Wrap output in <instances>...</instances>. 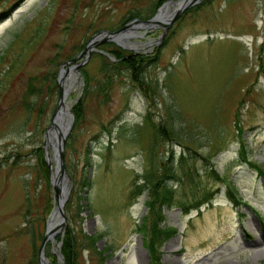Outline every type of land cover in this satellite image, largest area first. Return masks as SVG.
Returning <instances> with one entry per match:
<instances>
[{
	"label": "rangeland",
	"instance_id": "rangeland-1",
	"mask_svg": "<svg viewBox=\"0 0 264 264\" xmlns=\"http://www.w3.org/2000/svg\"><path fill=\"white\" fill-rule=\"evenodd\" d=\"M203 1L174 19L159 39L158 26L132 29L136 35L127 40L137 47L127 50L152 54L158 48L157 58L142 66L139 83L121 65L99 69L98 46L110 40L78 56L80 64L70 70L63 62L79 53L81 41L99 29L117 28L130 9L151 0H0V264H28L33 243L37 264V234L42 236L55 207L53 161L48 169L44 150H51L43 141L60 73L65 82L72 80L66 96L72 118L63 144L66 199L82 178L90 186L86 200L80 199L84 210L71 204V218L45 242L50 264L51 255L59 264L66 227L77 235L79 228L101 233L94 245L108 246L102 264H147L149 253L136 230L147 189L130 193L169 157L178 176L168 180L174 201L163 207L164 223L177 230L160 246V263L264 264V182L241 160L233 125L236 111L248 159L264 166V0ZM54 53L55 63L49 60ZM80 69L87 73L85 84ZM79 99L81 113L71 112ZM158 122L171 124L175 138L153 133L151 123ZM38 145L47 181L31 150ZM207 157L244 202L233 204L226 183L208 173ZM202 190L211 191V201L184 209ZM81 253L75 264H96L94 252Z\"/></svg>",
	"mask_w": 264,
	"mask_h": 264
},
{
	"label": "trees",
	"instance_id": "trees-1",
	"mask_svg": "<svg viewBox=\"0 0 264 264\" xmlns=\"http://www.w3.org/2000/svg\"><path fill=\"white\" fill-rule=\"evenodd\" d=\"M164 0H151L150 4L147 5L144 8H135L129 10L128 15L125 19H123L120 23L122 24L125 20L130 19L134 16H139L141 18H147L149 17L156 8L163 2ZM208 0H204L202 3L206 2ZM201 3V4H202ZM198 5H194L192 7H189L185 9L179 16H182L186 11L196 8ZM120 26V25H119ZM171 30L167 32L164 40L166 37L170 34ZM84 41H81L79 44H77V48L79 50L83 46ZM110 44V48H106ZM100 46V47H99ZM98 46L99 52L97 53L101 58L102 62L100 64V70H107L108 68L113 67L115 70H117L118 66H123L127 70H129L132 78L134 80H137L140 82H143V79L141 76L139 77V73L142 70V66L145 65L148 62H151L152 60H155L157 58L158 54V48H154L152 51V54H144L142 52H130L127 49H124L118 45H116L114 42H105L101 43ZM104 47V48H103ZM101 49H106L109 55L113 57V59H110V56H105L102 53ZM106 52V53H107ZM56 55L57 53H54L52 57L49 59L50 62H56ZM84 84L86 79L88 78L87 73L84 69H80ZM52 82L56 86L55 81V73H52ZM32 83L28 84L27 89L23 92L22 100L24 101L23 104H27L25 102V97L28 92H30ZM72 110H77L79 113H81V102L80 99L77 100L73 106L71 107ZM146 124H148V118H146ZM149 125V124H148ZM233 125L234 130L236 133V136L238 138V154L244 162L249 164L252 168H254L258 174L261 176L262 181L264 182V166H260L256 162L248 159L246 154V148L244 139L242 137L243 128L239 123V117L238 113L235 111L234 119H233ZM154 127L153 133L157 131L159 133V136H166L168 139H174V135L176 134L173 126L171 124H166L165 122H158L156 125L151 123V127ZM35 152L37 157V164L39 165L41 171L43 172V177L47 181V166L45 163V160L43 159V150L38 145L31 149ZM206 158L208 162V173L215 178H218L219 180H222L226 183V191L229 199L233 202L234 205L238 206L240 203L244 202L242 201L241 195L239 194L237 188L233 185L232 181H228L226 176L218 173L213 167V162ZM171 157H169V160ZM182 159V156H180V161ZM86 162H88V156L85 157ZM169 160L160 161V165L158 166L159 170L156 172L155 170L151 169L145 174H143L145 182L144 183H135L134 188L130 194L138 193L141 188L147 189V198L145 199V205H146V212L141 217V223H138L136 225V230L141 235V241L142 244L146 247L148 253H149V261L147 264H161L160 263V246L162 243L168 239L171 235H173L176 232V227L172 225H167L164 223V213H163V207L171 206L174 197V188L168 183V180H171L173 178H177L178 174L173 169V167L170 165ZM185 177L187 179H191L190 170L187 169L185 171ZM90 186V179L89 178H82L80 180V187H76L73 189L72 193L69 194V197L65 200L64 203V211L67 216V218H71L73 215L70 213V206L71 204H76V207L79 208V211L84 210L81 209L82 206L85 205L84 203H80V199L86 200L87 196V189ZM72 194L74 197V201H72ZM211 191L210 190H202L200 196H198L194 201L183 205V202L181 203V206L183 205L184 209L187 208H198L199 205L203 202L211 201ZM48 207V205H47ZM80 223V218H79ZM32 239H34L33 230H31ZM102 235L101 233H95V234H86L81 231L79 228V235H77L72 229V227H66L62 236H61V244L59 247L60 252L63 255L64 258V264H75L77 258H81L82 256V249L87 248L90 252H94L97 256V262L96 264H102V261L104 259V253L107 250L108 246H103L99 249L95 248L94 242L100 238ZM41 238V233L37 234V239L39 240ZM59 238V235L56 236V239ZM35 245L33 243V252L32 256L28 260V264H35ZM46 253V252H45ZM90 257V256H89ZM51 263H56L55 258L51 255L50 258ZM95 264V263H94Z\"/></svg>",
	"mask_w": 264,
	"mask_h": 264
},
{
	"label": "water",
	"instance_id": "water-1",
	"mask_svg": "<svg viewBox=\"0 0 264 264\" xmlns=\"http://www.w3.org/2000/svg\"><path fill=\"white\" fill-rule=\"evenodd\" d=\"M167 1L165 0L157 7V9L154 11L152 15H150L147 18H141V17H132L122 23L119 27L109 30V29H99L95 33H93L87 41L84 43L82 48L79 50V53L76 56H72L68 59H66L63 63L65 64L66 70H70L74 68L76 65L80 64L79 62L75 61V59L80 55H86L88 52L94 48V45L98 43L99 41H106L110 40L115 42L117 45L131 49L129 46H126L122 42L119 41L120 37H126L134 36L135 33H132L131 30L134 27H140L142 29L146 28H152L155 26L160 27L161 31L158 35V39L163 35V33L166 31L167 27L172 23L174 19H176L183 10L187 9L188 7L196 4L200 0H180V2L172 9L171 12L163 14L158 16V10L162 5H164ZM142 32H140L139 35H141ZM151 40L148 41L147 44H151ZM141 48V47H140ZM139 48V49H140ZM70 63V64H68ZM57 85H58V96H57V102L51 112L50 117V124L47 126V128L44 131L45 140L43 141L44 148L46 147L47 143V133L51 127H53L56 137L54 139V143L50 145V150L53 156V166L52 169L54 171V177L52 178L50 176L49 184L53 189V193L56 197L55 202V208L57 210V215L59 217V223L54 229H50L48 226V223L46 222L45 228L43 230L41 239L39 241L38 247H37V264H50L47 260L46 255L44 254V245L47 240H51L54 234L60 230L63 229L65 225L66 215L64 213V201L68 194L69 189V183L66 185L68 181V174L66 172L64 162H63V144L65 135L69 129L70 122L72 115L70 111L62 110L60 106L63 103V96H64V90H63V77L61 76V73L57 76ZM63 114L65 115V120H63ZM58 120L60 124H57L55 120ZM61 126H63V129L61 130ZM44 158L46 160L48 169H51V163L50 160L47 157V150H44ZM52 210L50 211V213ZM49 213V215H50ZM60 244V241L56 243V249H58V246ZM57 259L59 264H63V257L60 253L57 252Z\"/></svg>",
	"mask_w": 264,
	"mask_h": 264
},
{
	"label": "bare ground",
	"instance_id": "bare-ground-1",
	"mask_svg": "<svg viewBox=\"0 0 264 264\" xmlns=\"http://www.w3.org/2000/svg\"><path fill=\"white\" fill-rule=\"evenodd\" d=\"M180 2V0H169V1H167L164 5H162L161 7H160V9L158 10V16H160V15H163V14H166V13H169V12H171L172 11V9L178 4ZM131 32L132 33H135V31L134 30H131ZM129 35H127L126 37H120L119 38V41L120 42H122L123 44H125L126 46H131V47H137V43H135V42H132V41H128L127 40V37H128ZM130 40V39H129ZM144 46V45H143ZM138 47H139V45H138ZM141 49V48H140ZM76 74H73L72 76H75ZM76 81V80H75ZM63 90H64V96H63V103H62V105L60 106V108L62 109V110H67L68 109V102L66 101V96H67V94H69L68 92H69V90H71L72 89V85H71V83H72V80H66V82L64 81V79H63ZM75 84V83H74ZM63 120H65V115L63 114ZM56 121V123L57 124H60L59 122H58V120L56 119L55 120ZM61 128V130L63 129V126H61L60 127ZM57 135H56V133H55V131H54V129H53V127H51L50 129H49V131H48V133H47V141H46V143H47V146H50L52 143H54V139H55V137H56ZM47 157H48V159L50 160V161H53V156H52V153L51 152H49V151H47ZM51 177L53 178L54 177V171L52 170V172H51ZM51 216H50V218H49V220H48V226L50 227V229H54L57 225H58V223H59V217H58V215H57V210H56V208L54 207V209L52 210V212H51V214H50ZM263 241V240H262ZM264 242V241H263ZM173 262V261H172ZM169 264H174V263H169Z\"/></svg>",
	"mask_w": 264,
	"mask_h": 264
}]
</instances>
